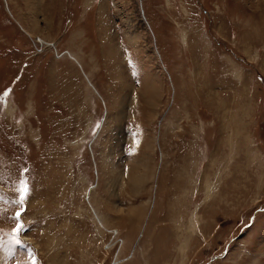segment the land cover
I'll return each instance as SVG.
<instances>
[{"label": "rangeland", "instance_id": "obj_1", "mask_svg": "<svg viewBox=\"0 0 264 264\" xmlns=\"http://www.w3.org/2000/svg\"><path fill=\"white\" fill-rule=\"evenodd\" d=\"M33 260L264 264V0H0V264Z\"/></svg>", "mask_w": 264, "mask_h": 264}, {"label": "snow or ice", "instance_id": "obj_2", "mask_svg": "<svg viewBox=\"0 0 264 264\" xmlns=\"http://www.w3.org/2000/svg\"><path fill=\"white\" fill-rule=\"evenodd\" d=\"M27 194V189L26 186H24L23 184L21 185V189H20V202L23 203L25 197ZM17 218L19 219L21 217V212H17L16 213ZM23 230L22 225H20L19 223L16 226V229L14 230V235H17L19 232H21ZM15 243H19V240H15ZM33 264H35L34 260H33Z\"/></svg>", "mask_w": 264, "mask_h": 264}, {"label": "bare ground", "instance_id": "obj_3", "mask_svg": "<svg viewBox=\"0 0 264 264\" xmlns=\"http://www.w3.org/2000/svg\"><path fill=\"white\" fill-rule=\"evenodd\" d=\"M29 7H30V6H29ZM54 256H55V259H56V261H57V260L59 259V258H58V255L56 254V255H54ZM55 259L53 258V259H52V262H54ZM58 262H59V261H58Z\"/></svg>", "mask_w": 264, "mask_h": 264}]
</instances>
